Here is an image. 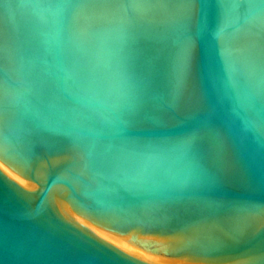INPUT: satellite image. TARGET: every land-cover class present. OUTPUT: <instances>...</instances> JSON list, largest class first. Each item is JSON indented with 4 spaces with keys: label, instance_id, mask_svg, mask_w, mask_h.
Returning <instances> with one entry per match:
<instances>
[{
    "label": "water",
    "instance_id": "obj_1",
    "mask_svg": "<svg viewBox=\"0 0 264 264\" xmlns=\"http://www.w3.org/2000/svg\"><path fill=\"white\" fill-rule=\"evenodd\" d=\"M0 264H264V0H0Z\"/></svg>",
    "mask_w": 264,
    "mask_h": 264
}]
</instances>
